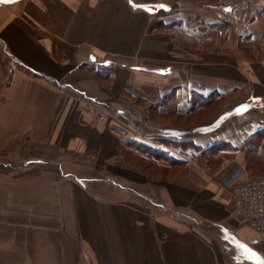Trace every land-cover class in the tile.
<instances>
[{
    "label": "crops",
    "instance_id": "crops-1",
    "mask_svg": "<svg viewBox=\"0 0 264 264\" xmlns=\"http://www.w3.org/2000/svg\"><path fill=\"white\" fill-rule=\"evenodd\" d=\"M236 169L264 174V0L0 11V264H264Z\"/></svg>",
    "mask_w": 264,
    "mask_h": 264
},
{
    "label": "built area",
    "instance_id": "built-area-1",
    "mask_svg": "<svg viewBox=\"0 0 264 264\" xmlns=\"http://www.w3.org/2000/svg\"><path fill=\"white\" fill-rule=\"evenodd\" d=\"M240 169L225 176L221 183L232 186L231 213L241 226L264 238V174L240 179Z\"/></svg>",
    "mask_w": 264,
    "mask_h": 264
},
{
    "label": "trees",
    "instance_id": "trees-1",
    "mask_svg": "<svg viewBox=\"0 0 264 264\" xmlns=\"http://www.w3.org/2000/svg\"><path fill=\"white\" fill-rule=\"evenodd\" d=\"M159 141L163 142L165 145H170L171 147H177L179 149H183L188 146H193V143L190 141H173L164 138H161ZM155 154H158V151L155 152Z\"/></svg>",
    "mask_w": 264,
    "mask_h": 264
},
{
    "label": "rangeland",
    "instance_id": "rangeland-1",
    "mask_svg": "<svg viewBox=\"0 0 264 264\" xmlns=\"http://www.w3.org/2000/svg\"><path fill=\"white\" fill-rule=\"evenodd\" d=\"M11 1H13V0H9V1H6V2H0V7H2V6L8 7L10 4L14 3V2H11Z\"/></svg>",
    "mask_w": 264,
    "mask_h": 264
},
{
    "label": "water",
    "instance_id": "water-1",
    "mask_svg": "<svg viewBox=\"0 0 264 264\" xmlns=\"http://www.w3.org/2000/svg\"><path fill=\"white\" fill-rule=\"evenodd\" d=\"M6 1H9V0H0V2H6ZM16 0H13L11 2H15Z\"/></svg>",
    "mask_w": 264,
    "mask_h": 264
},
{
    "label": "bare ground",
    "instance_id": "bare-ground-1",
    "mask_svg": "<svg viewBox=\"0 0 264 264\" xmlns=\"http://www.w3.org/2000/svg\"><path fill=\"white\" fill-rule=\"evenodd\" d=\"M4 8H7L6 6H2L0 7V11L3 10Z\"/></svg>",
    "mask_w": 264,
    "mask_h": 264
}]
</instances>
